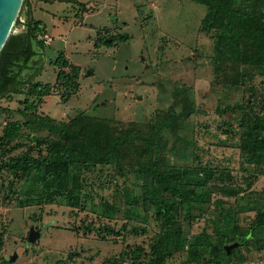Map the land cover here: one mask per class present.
Instances as JSON below:
<instances>
[{"label":"rangeland","instance_id":"1","mask_svg":"<svg viewBox=\"0 0 264 264\" xmlns=\"http://www.w3.org/2000/svg\"><path fill=\"white\" fill-rule=\"evenodd\" d=\"M236 1L245 6L257 3L253 12L264 13V0ZM28 3L32 19L46 28L49 37L43 69L34 82L55 85L59 69L53 62L59 54L79 69L74 86L59 84L34 116L30 114L29 121H37L36 117L69 123L83 115L111 122L125 132L129 128L147 132L159 123V138L171 123L175 146L163 154L166 164L225 168L232 176L226 186L246 189V199L240 200L251 202L258 197L264 211V169L246 163L238 147V130L230 132L227 124L236 127L238 111L264 115V69L227 87L232 78L215 73L223 63L213 60L216 32L206 25L207 6L199 0ZM26 11L22 8V14ZM21 31L17 27L13 33ZM104 39L107 45L102 43ZM223 67L230 71L236 66ZM23 91L0 100V107L10 110L0 114V130L8 121L25 122L22 103L32 99ZM53 140L45 129L23 128L14 154L44 155ZM143 175L138 168L123 167L117 174L111 167H98L81 175L78 205L56 199L26 206L25 201L34 196L29 182L1 173L0 264H107L110 259L118 260L121 253H128L122 264H148L159 224L151 212L140 208L136 215L135 208L123 200L126 188L134 195L140 193ZM235 199L213 193L205 215L191 226L190 235H205L218 249L220 215L215 203L234 205ZM108 206L111 214L104 213ZM254 217V212L238 213L240 233L246 232ZM31 228L39 233L32 243L28 241ZM105 228L119 235H107ZM221 232L229 241L233 237L225 226ZM99 233L106 239H100ZM135 249L142 250L136 262L131 253ZM212 251L209 246L206 254L210 259ZM166 264H186L185 255L178 253ZM218 264H264V228L259 230L257 242L248 240L238 254Z\"/></svg>","mask_w":264,"mask_h":264},{"label":"trees","instance_id":"2","mask_svg":"<svg viewBox=\"0 0 264 264\" xmlns=\"http://www.w3.org/2000/svg\"><path fill=\"white\" fill-rule=\"evenodd\" d=\"M39 1L52 3L63 0ZM199 2L209 8L206 25L216 32L213 60L223 63L220 68L216 67L215 73L233 80L227 87L252 77L254 70L264 69V13L253 12L257 3L245 6L236 0ZM22 8H27L23 14ZM19 14L25 19L24 30L16 34L12 32L0 52V100L8 94H22L25 90L32 101L26 99L22 103L24 109L21 117L25 122L8 121L0 130V174L8 172L15 178L29 182L34 196L25 201L26 206L51 203L56 199L65 205H78V183L83 173H93L98 167H111L117 174H121L123 167L138 168L143 172L145 181L139 185L140 193L134 195L132 189L126 188L123 200L135 208L136 215V210L140 208L151 212L159 224V234L150 245L148 264H166L178 253L185 255L186 264H218L238 254L239 249L248 245V240L257 242L259 230L264 228V211L258 197L251 202L240 200L246 199V189L226 186V181L232 178L230 171L225 168L210 169L201 164L198 167H180L165 163L163 154L175 146L171 123L165 125L166 133L159 138L162 130L159 123L147 132L135 128L125 132L115 128L111 122L83 115L69 123L36 117L37 121H29L30 114L34 116L43 99L59 84L69 86L72 83L74 86L79 69L59 54L53 62L59 69L55 85L51 87L35 83L43 69L42 58L46 48L37 37L45 35L46 29L39 21L32 19L28 0H23ZM19 18L13 30L20 25ZM102 43L107 45L105 39ZM228 64L236 67L228 71L223 67ZM9 112L7 108L0 107V114ZM238 112L234 119L236 127L227 123L229 131L238 130V147L246 163L264 169V115L253 111ZM38 127L54 136L47 153L36 157L27 152L15 155L22 129ZM250 186L248 183L247 187ZM216 192L237 199L234 205L222 201L215 203L220 215L218 249L207 236H192L189 232L196 220L205 215L206 206H209L211 196ZM110 208L106 207L104 213L111 214ZM243 212H254L255 217L246 232L240 233L238 213ZM221 226L232 231L230 241L221 232ZM104 230L107 235H119L112 229ZM98 236L106 239L100 233ZM235 240L238 245L227 254L224 247L235 243ZM209 246L215 251L213 259L208 258V252L206 254ZM141 252V249L131 252L135 262ZM127 256L128 253H121L118 260L110 259L107 264H120Z\"/></svg>","mask_w":264,"mask_h":264},{"label":"water","instance_id":"3","mask_svg":"<svg viewBox=\"0 0 264 264\" xmlns=\"http://www.w3.org/2000/svg\"><path fill=\"white\" fill-rule=\"evenodd\" d=\"M22 3L23 0H0V52L13 32L14 25L21 11ZM38 236L39 233H34L31 228L28 241L32 243ZM237 245V243L227 245L224 247V250L229 254Z\"/></svg>","mask_w":264,"mask_h":264},{"label":"built area","instance_id":"4","mask_svg":"<svg viewBox=\"0 0 264 264\" xmlns=\"http://www.w3.org/2000/svg\"><path fill=\"white\" fill-rule=\"evenodd\" d=\"M37 39L39 41H42L44 44H48L47 42L49 40V37H48L47 34H45V35H38Z\"/></svg>","mask_w":264,"mask_h":264},{"label":"crops","instance_id":"5","mask_svg":"<svg viewBox=\"0 0 264 264\" xmlns=\"http://www.w3.org/2000/svg\"><path fill=\"white\" fill-rule=\"evenodd\" d=\"M54 2L52 3H44V4H53ZM21 18V17H20ZM24 16L23 18H21L19 21H20V25L18 27H20V30H24V26H23V23H24ZM46 29V28H45ZM46 34L48 35L47 31H46Z\"/></svg>","mask_w":264,"mask_h":264}]
</instances>
